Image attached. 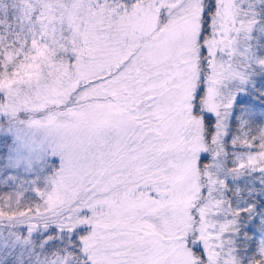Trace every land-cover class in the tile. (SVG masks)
Instances as JSON below:
<instances>
[{
	"label": "snow or ice",
	"instance_id": "obj_1",
	"mask_svg": "<svg viewBox=\"0 0 264 264\" xmlns=\"http://www.w3.org/2000/svg\"><path fill=\"white\" fill-rule=\"evenodd\" d=\"M0 264H264V0H0Z\"/></svg>",
	"mask_w": 264,
	"mask_h": 264
}]
</instances>
